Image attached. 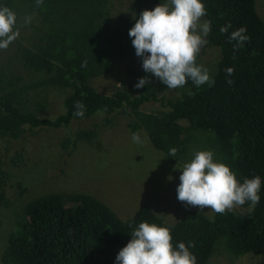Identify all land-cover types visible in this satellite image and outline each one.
Listing matches in <instances>:
<instances>
[{
	"label": "trees",
	"instance_id": "16d2710c",
	"mask_svg": "<svg viewBox=\"0 0 264 264\" xmlns=\"http://www.w3.org/2000/svg\"><path fill=\"white\" fill-rule=\"evenodd\" d=\"M165 2L132 0L128 11L112 20L110 0H44L39 7L36 0H0L17 13L20 27V37L6 49L19 69L0 67V139L62 128L59 147L69 154L80 142L91 144L99 135L96 124L69 131L72 123L97 114H104L109 123L106 115L122 112L130 116V130H145L170 163L185 164L195 152L211 150L241 183L259 175L260 202L224 214L187 206L174 223H167L147 203L122 220L92 195L52 191L14 212L0 258L4 264H117L119 251L142 221L170 227L174 246L194 242L191 251L197 264H206L221 249L234 256L264 253V18L255 0H204V19L211 22L207 39L219 50L213 66H204L215 80L213 86L197 87L189 80L183 88L167 89L158 78L134 67L127 71L135 85L142 77L151 81L136 94L120 86L105 94L92 83L118 59L136 54L130 29L144 10ZM26 15L33 16L30 24H24ZM228 24V32L221 33V26ZM240 27H246L250 41L234 55L236 41L229 36ZM197 63L202 64L200 57ZM228 67L234 68L231 76ZM52 89L64 92L56 114L47 110L46 91ZM166 90L170 96L163 95ZM77 101L85 105L82 118L73 115ZM150 101L162 108L144 110ZM173 147L176 157L169 156ZM16 157L21 160V154ZM3 166L0 155V207L8 203Z\"/></svg>",
	"mask_w": 264,
	"mask_h": 264
},
{
	"label": "rangeland",
	"instance_id": "374dc122",
	"mask_svg": "<svg viewBox=\"0 0 264 264\" xmlns=\"http://www.w3.org/2000/svg\"><path fill=\"white\" fill-rule=\"evenodd\" d=\"M131 1L110 0V19L115 20L127 12ZM255 6L258 14L264 18V0H255ZM199 57L203 66L211 67L219 57V50L208 43ZM16 63L9 58L7 50H0V67L10 65L18 70ZM142 64L143 58L136 54L118 59L109 72L94 78L92 83L105 94L118 86L136 94L134 78L127 69H142ZM46 94L47 110L50 114H56L64 92L52 89ZM163 95L170 96L171 91L166 90ZM161 108L159 102L155 101L143 105L144 110ZM106 117L111 122L106 123L104 114H97L90 119L72 123L69 131L96 124L99 135L91 144L80 142L69 154L59 147L65 135L62 128L37 129L16 140L0 139L8 202L0 207V258L7 234L13 228L14 212L28 200L52 191L92 195L108 205L122 220L129 218L141 204L147 203L165 222L174 223L183 209L189 206L177 199V187L184 164L168 162L151 143L145 130L131 131L128 126L130 116L126 113L117 112ZM133 133L139 134L142 143L133 141ZM17 153L21 154L19 161ZM234 210L238 211L239 207ZM201 211L212 213L207 208ZM0 264H4L1 259ZM206 264H264V253L234 256L221 249Z\"/></svg>",
	"mask_w": 264,
	"mask_h": 264
},
{
	"label": "clouds",
	"instance_id": "9594fccd",
	"mask_svg": "<svg viewBox=\"0 0 264 264\" xmlns=\"http://www.w3.org/2000/svg\"><path fill=\"white\" fill-rule=\"evenodd\" d=\"M44 0H36L39 7ZM206 15L204 0H167L154 9L144 10L129 36L136 55L143 58L145 72L158 78L167 89L183 88L189 80L197 86L215 84L209 70L197 63L201 50L209 43L211 22L203 20ZM32 15L24 17V24H30ZM203 21V22H202ZM230 24L221 26L220 32L227 33ZM246 27L233 31L229 39L236 41L235 50L250 36ZM20 36L17 13L7 5H0V50H6ZM86 61L82 67L86 66ZM234 68L228 67L231 76ZM233 81L228 80L231 84ZM151 81L142 77L135 85L142 88ZM189 95H193L189 91ZM73 115L84 117L85 105L81 101L74 104ZM135 143H142L138 133H133ZM177 149H170L169 156L176 157ZM177 187V199L186 205L207 208L217 214L231 212L237 207L250 203L254 207L260 202L262 180L259 175L245 178L241 183L229 165L214 159L211 150H200L193 159L186 162ZM214 219L213 217H209ZM132 239L123 247L117 257V264H197L191 245L181 241L173 244L170 227L142 221L131 231Z\"/></svg>",
	"mask_w": 264,
	"mask_h": 264
}]
</instances>
